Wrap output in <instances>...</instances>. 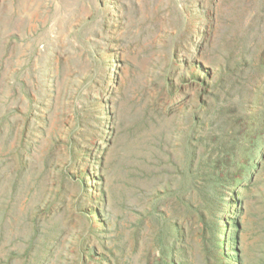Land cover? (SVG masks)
<instances>
[{"label": "rangeland", "instance_id": "obj_1", "mask_svg": "<svg viewBox=\"0 0 264 264\" xmlns=\"http://www.w3.org/2000/svg\"><path fill=\"white\" fill-rule=\"evenodd\" d=\"M233 1L218 0L203 30L198 0H140L125 20L111 19L110 0H0V264H84L85 236L97 262L137 207L173 201L217 99L234 77H256ZM258 1L250 9L264 16ZM256 136L240 180L215 188L239 264H264V130Z\"/></svg>", "mask_w": 264, "mask_h": 264}, {"label": "trees", "instance_id": "obj_2", "mask_svg": "<svg viewBox=\"0 0 264 264\" xmlns=\"http://www.w3.org/2000/svg\"><path fill=\"white\" fill-rule=\"evenodd\" d=\"M110 1L114 3L111 19L125 20L128 4L138 14L142 9L140 0ZM217 1L198 0V10L204 18L203 30L214 24ZM233 2L235 9L239 10L233 19L240 32L237 42L243 45L244 58L255 63L256 77H234L229 98L217 99L219 104L208 121V127H201V139L192 150L191 158L182 164L177 188H169L168 196L173 201H165L167 193L150 196V204L134 210L139 218L130 222L125 235L109 242L100 241L98 249L102 253L97 262L92 259L97 247L90 236H85L82 244L87 262L84 264H239L237 233L232 237L236 248V259H233L227 250L229 236L233 234L229 235L225 224L220 226L223 221L219 220L217 212L215 188L221 181L231 184L240 180L247 170L246 162L251 145L257 139L256 134L264 130V16L259 11H251L249 0ZM205 3H209L210 8H205ZM259 4L263 6L264 0H259ZM79 36L83 39L85 33L81 32ZM255 107L260 110L254 115L251 110ZM225 111L238 112V115L220 124ZM217 119L218 125H212ZM256 168L254 166L249 180L256 174ZM103 200L105 204L106 198ZM207 202L210 203L208 206ZM108 217L111 221V216ZM103 226L108 228V223ZM235 226L238 228L237 223ZM89 229H93L91 222Z\"/></svg>", "mask_w": 264, "mask_h": 264}]
</instances>
